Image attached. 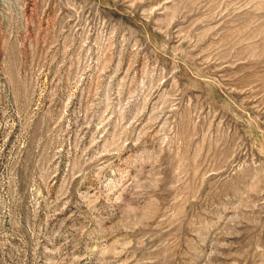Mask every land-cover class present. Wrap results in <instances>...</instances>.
Returning a JSON list of instances; mask_svg holds the SVG:
<instances>
[{"label": "rangeland", "instance_id": "rangeland-1", "mask_svg": "<svg viewBox=\"0 0 264 264\" xmlns=\"http://www.w3.org/2000/svg\"><path fill=\"white\" fill-rule=\"evenodd\" d=\"M0 264H264V0H0Z\"/></svg>", "mask_w": 264, "mask_h": 264}]
</instances>
